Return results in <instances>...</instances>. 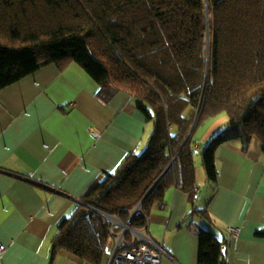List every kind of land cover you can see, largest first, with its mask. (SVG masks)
I'll return each instance as SVG.
<instances>
[{
  "label": "trees",
  "instance_id": "obj_1",
  "mask_svg": "<svg viewBox=\"0 0 264 264\" xmlns=\"http://www.w3.org/2000/svg\"><path fill=\"white\" fill-rule=\"evenodd\" d=\"M73 63L103 98L132 94L155 130L143 151L88 188L54 249L98 264L112 239L102 212L127 221L142 205L132 220L142 229L170 188L194 202L196 133L221 113L227 129L202 149L209 180L226 143L247 152L256 138L264 159V0H0V90L43 66ZM198 234V264H225L223 241L208 229Z\"/></svg>",
  "mask_w": 264,
  "mask_h": 264
},
{
  "label": "crops",
  "instance_id": "obj_2",
  "mask_svg": "<svg viewBox=\"0 0 264 264\" xmlns=\"http://www.w3.org/2000/svg\"><path fill=\"white\" fill-rule=\"evenodd\" d=\"M100 89L73 63L43 66L0 90V264H92L53 248L59 226L155 130L132 94L105 99ZM255 139L247 152L239 141L217 150L215 182L197 166L194 202L172 187L146 216L144 233L163 247L162 264H198L203 228L223 241L225 264H264V159ZM201 209L211 219L191 213ZM113 245L112 236L98 264H109Z\"/></svg>",
  "mask_w": 264,
  "mask_h": 264
},
{
  "label": "built area",
  "instance_id": "obj_3",
  "mask_svg": "<svg viewBox=\"0 0 264 264\" xmlns=\"http://www.w3.org/2000/svg\"><path fill=\"white\" fill-rule=\"evenodd\" d=\"M93 133L98 135L96 131ZM140 210L141 207L135 209L127 221L115 215L112 216L116 219L111 217V214H103L111 222L110 232L114 237L109 264H162V256L165 253L163 247L149 238L144 233V228L142 230L132 226V220ZM116 227H121L122 230L116 233ZM127 233L130 234V239L127 238ZM230 233L236 237L239 231L230 228ZM5 250V246L0 244V256Z\"/></svg>",
  "mask_w": 264,
  "mask_h": 264
},
{
  "label": "rangeland",
  "instance_id": "obj_4",
  "mask_svg": "<svg viewBox=\"0 0 264 264\" xmlns=\"http://www.w3.org/2000/svg\"><path fill=\"white\" fill-rule=\"evenodd\" d=\"M151 124H152V121H151ZM227 127H228V117H227L226 113H221L216 118H212L211 120L206 122L199 129V131L196 133V137L198 139V142L200 143V145L202 147H204L216 134L224 131L225 129H227ZM255 140H257V139H255ZM257 142L259 144V141H257ZM194 160H195L196 167L197 166L199 167L202 165L203 157H202V154L199 150H195ZM203 165H204V163H203ZM202 169L200 167L199 170H197V169L196 170L200 171L199 173H201ZM199 173H198V175H199ZM198 175L196 174L197 179H198ZM137 208H138V206H137Z\"/></svg>",
  "mask_w": 264,
  "mask_h": 264
},
{
  "label": "water",
  "instance_id": "obj_5",
  "mask_svg": "<svg viewBox=\"0 0 264 264\" xmlns=\"http://www.w3.org/2000/svg\"><path fill=\"white\" fill-rule=\"evenodd\" d=\"M193 127H194V126H193ZM193 127H192V129H191V131H190L188 137L191 135L192 130H193ZM187 139H188V138H187ZM186 141H187V140H186ZM171 163H173V162H171ZM141 206H142V205H139L138 208L141 207ZM102 214H105V213L102 212ZM107 215H108V214H107ZM110 216L116 219V217H114V216H112V215H110ZM130 226H131V225H130Z\"/></svg>",
  "mask_w": 264,
  "mask_h": 264
}]
</instances>
